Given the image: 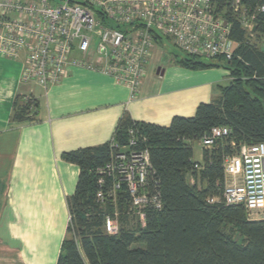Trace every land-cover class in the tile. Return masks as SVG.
I'll list each match as a JSON object with an SVG mask.
<instances>
[{
  "label": "trees",
  "instance_id": "16d2710c",
  "mask_svg": "<svg viewBox=\"0 0 264 264\" xmlns=\"http://www.w3.org/2000/svg\"><path fill=\"white\" fill-rule=\"evenodd\" d=\"M227 1L219 0L218 11L231 24L237 47L232 60H178L187 69L223 67L230 73L229 85L215 101L200 104L192 118L175 117L169 127L124 118L111 143L62 155L80 174L67 198L70 222L57 264H264V220H251L244 206L222 199L225 157L237 154L242 144L264 143V12L257 13L264 0H241L247 15L257 13L252 32L243 27L240 14L225 8ZM26 97L15 101L14 122L36 121L38 102ZM132 127L148 139L160 181L162 209H148L145 225L130 213L126 188L109 197L111 180L103 188L104 202L97 201L98 170L110 162L112 143L127 144ZM215 127L229 128L230 136L210 150L203 148L202 162H194V144ZM115 213L120 232L109 235L105 220Z\"/></svg>",
  "mask_w": 264,
  "mask_h": 264
},
{
  "label": "built area",
  "instance_id": "2783aa9c",
  "mask_svg": "<svg viewBox=\"0 0 264 264\" xmlns=\"http://www.w3.org/2000/svg\"><path fill=\"white\" fill-rule=\"evenodd\" d=\"M219 0H0V56H26L21 82L36 83L45 91L60 84L70 68L102 74L138 98L152 52L168 38L186 56L232 60L235 43L231 24L218 11ZM242 17L252 32L257 13L247 15L241 0L225 8ZM28 102L34 98L26 97ZM227 127H215L199 143L212 149L229 137ZM148 139L137 128L128 130L127 144L112 143L110 162L98 170L97 201L103 203L106 180L109 197L122 187L130 200V213L145 225L148 209L161 210L160 181L153 167ZM232 147L236 145L232 143ZM226 205H242L251 220H264V143L242 144L237 154L224 159ZM198 168V166H197ZM109 235L120 232L118 214L107 216Z\"/></svg>",
  "mask_w": 264,
  "mask_h": 264
},
{
  "label": "crops",
  "instance_id": "0c3cea01",
  "mask_svg": "<svg viewBox=\"0 0 264 264\" xmlns=\"http://www.w3.org/2000/svg\"><path fill=\"white\" fill-rule=\"evenodd\" d=\"M162 55L155 46L135 100L111 78L75 68L47 91L24 85L25 54L0 56V264H57L80 174L64 153L111 143L124 118L160 127L192 118L231 81L223 67L192 70L179 59L162 67ZM18 96L38 102L36 121H13Z\"/></svg>",
  "mask_w": 264,
  "mask_h": 264
},
{
  "label": "rangeland",
  "instance_id": "374dc122",
  "mask_svg": "<svg viewBox=\"0 0 264 264\" xmlns=\"http://www.w3.org/2000/svg\"><path fill=\"white\" fill-rule=\"evenodd\" d=\"M155 46L161 47L163 49V55L161 56L162 62L160 63V66H162V67H166L170 63H174L173 61H175L176 59L180 60L186 56L183 52H181L179 49H177L175 47L173 42H171L166 37L161 38L159 40V42L155 44ZM155 46H154V48H155ZM236 48L237 47L235 46V49ZM201 60L204 62L210 63V64H221V63H223V61L220 60V58L216 59V60H208V59L201 58ZM226 85H228V83H226L225 86ZM193 149H194L193 160L195 162H201V160H202V148L197 143H195Z\"/></svg>",
  "mask_w": 264,
  "mask_h": 264
}]
</instances>
